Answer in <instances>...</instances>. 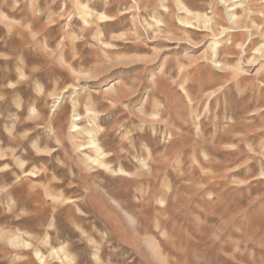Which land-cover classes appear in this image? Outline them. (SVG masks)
I'll return each instance as SVG.
<instances>
[{
  "label": "rangeland",
  "instance_id": "1",
  "mask_svg": "<svg viewBox=\"0 0 264 264\" xmlns=\"http://www.w3.org/2000/svg\"><path fill=\"white\" fill-rule=\"evenodd\" d=\"M224 1L184 0L218 12L215 37L175 15L154 32L158 0H0V264H61L49 254L63 245L75 264H264L262 38L229 22ZM80 4L108 19L87 24ZM214 40L223 69L207 59ZM71 85L83 115L99 112L112 165L135 176L85 166L71 93L54 116Z\"/></svg>",
  "mask_w": 264,
  "mask_h": 264
},
{
  "label": "bare ground",
  "instance_id": "2",
  "mask_svg": "<svg viewBox=\"0 0 264 264\" xmlns=\"http://www.w3.org/2000/svg\"><path fill=\"white\" fill-rule=\"evenodd\" d=\"M159 3L162 5V9L164 11L158 10L155 12L154 15V24H150L149 28L153 29L154 32L160 33V34H166L170 30V26L168 23L169 16L175 15L180 25H182L187 32V28L196 27V23L203 28L207 29L212 33L213 36L217 37L220 34L218 30V27L220 26V23L216 20V15L218 12L214 11L212 13V16H210L207 13H200L193 11L185 2L184 0H176V11L177 12H170V0H158ZM224 1V0H222ZM263 2L256 3L253 0H235L232 2V4L228 5L227 1H224V5L227 4V15L228 20L234 25H244L243 28L246 29L247 33L251 36V38L255 37V32L262 38V44L257 49V52L264 55V0ZM79 8L83 10L79 14L80 17L87 23L91 24L94 18H97V20L105 21L108 19L106 15L103 14H94L91 9L89 10L87 5L80 4ZM242 10V14L240 15L239 10ZM138 10V9H137ZM105 13V12H104ZM98 28H101V25H98ZM230 29H224L223 33L226 37H229V43L233 44V37H235V34H231ZM172 32V31H170ZM102 33V32H101ZM224 38V37H223ZM96 41L100 43L105 48H112V45L109 44L108 41L105 42L103 40V35L98 33L95 37ZM251 44L252 41H251ZM224 47L223 40H214L210 45V54L207 57L208 60L214 64L215 67L222 68L224 65L220 62V51ZM242 52H247L249 46L244 47L243 44H238V46ZM63 48V47H62ZM49 49V48H47ZM65 50V49H64ZM110 51H107L106 54L109 55ZM263 57V56H262ZM62 61H65L63 58V53L61 54ZM256 59L258 57H255ZM255 60V59H254ZM68 61V60H67ZM256 62V60H255ZM254 63V62H253ZM65 64H68L67 62ZM230 64V63H229ZM227 65V64H226ZM225 65V66H226ZM230 66V65H229ZM223 69V68H222ZM71 70L76 72L73 68ZM79 71H77V74ZM81 73V72H80ZM79 73V74H80ZM76 74V73H74ZM78 76L82 77V74ZM24 76V75H22ZM85 77V76H84ZM82 79V78H81ZM79 85H71L66 88H64L61 93L54 97L55 101V111L54 116L58 109L61 108V106L64 104L66 99V94L71 93L70 95V101L72 104V122H71V133L70 138L73 141V147L75 150L79 151L84 155V164L85 166L90 170H95L97 172L100 171H106L111 174L115 175H128V176H135V174L131 173L129 170H127L124 166H120L118 169H115V167L112 165V158L110 157V154L106 151V149L103 146L102 143V136H103V126H102V119L99 115V112L90 104H86V115L82 114V105L80 103V95H79ZM182 89L187 94L188 99H190L188 93L186 92V89L184 86H182ZM91 97V96H90ZM191 100V99H190ZM156 110L155 113L152 114L153 118L161 119L163 116V110L161 109V104L156 103ZM145 108V106L143 107ZM144 110V109H143ZM31 111L35 113L36 109L32 107ZM88 120L90 122L89 126H84L82 123ZM155 122V121H154ZM51 128H53V121L50 123ZM81 141H75L77 138ZM58 142V141H57ZM38 146V145H37ZM36 146V147H37ZM43 152V151H42ZM46 152V151H44ZM146 152L150 153L149 149H146ZM47 153V152H46ZM146 155V154H145ZM137 159L138 156H136ZM149 158L150 155L148 154L146 157L140 159L138 162L141 164V169L144 170L145 168L149 167ZM23 169L25 167L24 164L20 165ZM5 168V167H4ZM6 169V168H5ZM24 174L27 173V171L23 172ZM34 175L35 172L32 171L29 173V175ZM50 188L48 189V191ZM52 194V193H51ZM55 197V196H54ZM58 197V196H57ZM61 197V196H60ZM62 198V197H61ZM56 199V198H55ZM67 199V198H66ZM57 200V199H56ZM70 200V199H69ZM64 203H68V201H64ZM71 203V202H70ZM49 236H47L48 239ZM18 240L12 239L13 242ZM26 240V239H25ZM46 240V238H45ZM50 240V239H48ZM21 241V240H19ZM24 245L27 248L31 247V243L29 242H23ZM17 244V242H16ZM22 244V243H20ZM64 244V243H63ZM35 255L38 258V260L41 263H44L46 261V256L40 251L36 250ZM49 256L54 257L59 263L61 264H75V258L73 255H71L67 250L66 246H60L58 248L52 247ZM96 256V255H95ZM77 263V262H76Z\"/></svg>",
  "mask_w": 264,
  "mask_h": 264
}]
</instances>
